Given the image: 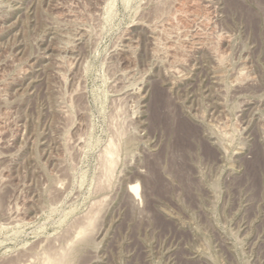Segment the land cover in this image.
Masks as SVG:
<instances>
[{"label": "rangeland", "instance_id": "rangeland-1", "mask_svg": "<svg viewBox=\"0 0 264 264\" xmlns=\"http://www.w3.org/2000/svg\"><path fill=\"white\" fill-rule=\"evenodd\" d=\"M60 252L264 264V0H0V264Z\"/></svg>", "mask_w": 264, "mask_h": 264}, {"label": "bare ground", "instance_id": "bare-ground-1", "mask_svg": "<svg viewBox=\"0 0 264 264\" xmlns=\"http://www.w3.org/2000/svg\"><path fill=\"white\" fill-rule=\"evenodd\" d=\"M167 105H168V103H167ZM111 142H112V141H111ZM110 148H111V147L107 148L106 150L109 149L108 152H110V151L112 152V150H110ZM111 149H112V148H111ZM106 152H107V151H106ZM111 152H110V153H111ZM113 153H114V151H113ZM113 153H111L110 155L112 156ZM107 155H108V154H107ZM111 156H108V157H110L109 161H107L108 159H106V161L109 163V164L106 165V166H108L107 168H110L109 165H111V166H112L111 168L113 169L114 167H113L112 163H114V161H113V162L111 161V160H113V159H111V158H112ZM103 157H104V156H103ZM104 162H105V161H104ZM106 164H107V163H106ZM104 166H105V165H104ZM105 168H106V167H105ZM150 169H151V168H150ZM152 169H153V168H152ZM108 170H109V169H108ZM108 170L106 169V172H105L107 175H108V173H110V172H107ZM103 172H104V171H103ZM150 172H151V171H150ZM150 172H149V173H150ZM106 174L104 175V178H105ZM153 174H154V173H153ZM153 174H152V175H153ZM150 175H151V173H150ZM150 175H149V176H150ZM152 175H151V176H152ZM108 177H109V175H108ZM108 177H107V178H108ZM102 178H103V177H102ZM104 178H103V180H105ZM109 179H110V178H109ZM152 179H153V178H152ZM103 180H101V181H103ZM106 180H107V179H106ZM154 180H155V179H154ZM105 182H106V181H105ZM107 183H108V182H107ZM107 183H106V184H107ZM127 189H128V192L131 194V196H134V193H135V192L137 191V189H138V185H137V183H133V184L129 185V188H127ZM134 197H135V196H134ZM85 239H86V238H85ZM83 240H84V239H83ZM84 241H85V240H84ZM49 248H50V246H49ZM49 248H48V249H49ZM64 248H65V247H64ZM51 249H52V247H51ZM68 251H69V250H68ZM52 252H53V251H52ZM57 252H58V251H57ZM63 252H65V250H64ZM53 253H54V252H53ZM60 253H61V252H60ZM60 253H59V254H60ZM68 253H69V252H68ZM55 254H56V253H55ZM61 254H62V253H61ZM65 254H66V255H65ZM65 254H62L63 257H61V255H59L61 258L59 257V259H58L57 261L55 260L56 263H55V262H54V263H55V264H66V259H65L64 255L67 256V253H65ZM54 259H55V257H54ZM56 259H57V258H56ZM69 261H70V260H69ZM70 262H71V261H70ZM67 264H69V262H67Z\"/></svg>", "mask_w": 264, "mask_h": 264}]
</instances>
